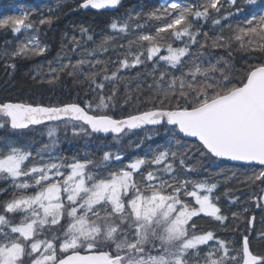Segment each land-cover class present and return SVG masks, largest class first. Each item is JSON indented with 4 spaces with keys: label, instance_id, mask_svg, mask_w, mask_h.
<instances>
[{
    "label": "snow or ice",
    "instance_id": "snow-or-ice-1",
    "mask_svg": "<svg viewBox=\"0 0 264 264\" xmlns=\"http://www.w3.org/2000/svg\"><path fill=\"white\" fill-rule=\"evenodd\" d=\"M120 3L80 0L78 7L100 10ZM256 4L257 0H164L145 14L161 22L154 32H143L144 26L137 24L140 34L127 45H115L112 36H105L95 48L82 50L73 36L71 52L82 58L73 63L72 55L58 53V66L49 62L48 83L66 74L77 85H85V96L91 99L77 95L54 106L0 102V130L23 132L46 122L63 123L75 137L112 134L119 142L132 130L161 126L176 140L174 146L149 149L151 156L114 168L124 159L119 151H103L98 160L55 154L57 127L48 128L49 143L39 147L0 139V197H7L0 199V264H264V254L251 247L255 218H246L249 208L232 213L233 220L246 219L245 231L237 226L235 239H220L195 222L209 218L221 227L227 224L229 218L215 195L218 183L188 178L196 170L188 163L195 148L201 159L213 163L258 165L260 170L246 181L264 184V11L260 10L264 3L254 12L245 10ZM33 14L22 10L4 16L0 29L13 34L33 30ZM238 16L244 19L226 23ZM53 19L43 17L39 24L50 25ZM133 19L113 20L109 27L128 34ZM201 21H211V30L204 31ZM79 31L83 35L89 29L80 26ZM109 46L124 51H117L116 60L93 58ZM46 50L47 45L41 46L38 36L31 35L14 50H0V58L15 60ZM235 51L246 54L238 69ZM136 68L145 69L134 78L147 85L150 94L143 100L145 89L138 85L133 91L121 76ZM117 81L126 89L120 106L127 107L133 97L136 101L135 108L119 118ZM185 138L195 142L185 146ZM224 195L231 193L226 189ZM250 200L257 208L264 206V194H252ZM230 202L239 203V198ZM256 238L264 240V231ZM201 246L208 249L203 255Z\"/></svg>",
    "mask_w": 264,
    "mask_h": 264
},
{
    "label": "trees",
    "instance_id": "trees-1",
    "mask_svg": "<svg viewBox=\"0 0 264 264\" xmlns=\"http://www.w3.org/2000/svg\"><path fill=\"white\" fill-rule=\"evenodd\" d=\"M185 3H198L200 0H183ZM80 0H0V18L7 15H14V7L21 10H27L34 13L31 19L35 22V29L13 34L10 30L0 29V50L8 48L9 51L14 50L18 43L25 41L26 37L37 35L41 41V46L47 45V50L41 55H29L20 57L15 60H6L0 58V102L11 100L12 102H30L41 103L48 106L59 105L62 103L71 102L77 95L81 99H91V96H85L86 86L77 85L74 80L66 74L60 80L54 83H48L50 76L48 75L49 62L52 61L51 67L55 68L61 61H57L58 53L61 55H72L73 63L76 59L82 58L80 53H72V37L75 36L81 42V50L84 48L93 49L98 45L105 36H112L115 45H127L128 40L140 33L135 30V25H143V32L155 31L156 27L160 26L161 22L149 20L145 15L159 7L160 0H121V3L115 8L107 9H81L78 7ZM264 3V0H257L256 5L246 7V12L256 8ZM51 9V12L49 11ZM263 11V9H260ZM137 14L139 18L136 19ZM53 16V22L40 25L39 20L46 16ZM223 15V12L221 13ZM134 19L130 21V32L128 34L119 33L112 30L109 25L113 20L123 23L129 17ZM244 17H234L226 23L235 24ZM203 25L204 31L211 30V21ZM200 25H197L199 27ZM80 26L89 29L87 34H81ZM218 31V29H217ZM65 34H67L65 36ZM91 35L93 39L89 41L87 36ZM176 46H179L177 44ZM113 46L108 47V51L97 52L94 59L108 61L109 59H117V51L123 52L124 49L112 50ZM163 54V53H162ZM219 55V53H217ZM246 58L244 52L235 51L236 68H240ZM122 58V57H121ZM63 62H66L64 60ZM6 63H14L15 69L5 67ZM103 67V65H101ZM115 65L109 68V72L114 70ZM98 70V69H97ZM148 70H151V65H148ZM145 71L144 68L129 69L121 72V76L125 77L128 87L133 91L138 85L145 89L140 99L150 93L147 91V85L135 80L137 72ZM178 74V73H177ZM158 75V73H157ZM35 77V78H34ZM120 85L119 96L117 98V118L121 114H128L130 110L135 108V97L133 102L127 107H121L125 98V83L117 81ZM151 83V80H148ZM111 90V85L108 86ZM143 110V108L141 109ZM57 127V135L59 143L55 150V154L66 156L69 158H95L99 159L103 151H119L124 157L121 163L113 164L114 168L121 167L127 164L130 160L141 156H151L153 151L163 150L169 145H175L176 140L172 138L170 131L166 132L165 127L156 126L148 127L139 131H130L119 138V142L112 137L102 138L98 135L91 137L81 135L75 137L72 135L71 127L65 129L63 123L56 125L55 123L45 124L43 126L33 127L23 132H13L10 129L0 130V139L16 137L18 141H30L36 147L42 144L49 143L48 128ZM67 131V135L65 132ZM151 139H148V137ZM195 141L192 139H184L182 143L185 146H190ZM140 147H136V145ZM103 145L104 147H100ZM184 151V149H179ZM188 163L195 167V171L188 174V178L201 179L206 178L210 183L216 182L219 187L215 190V195L220 197L219 206L224 215L229 219L225 226L221 227L217 223L211 222L209 218L198 219L195 222L205 231L213 230L217 233L220 239L232 240L238 235L234 230L239 226L240 232L246 229L245 220H233V212H242L244 207L249 208L246 218L254 217L255 231L251 233V247L253 252L264 254V240L256 238V234L264 231V206L257 208L254 202H251L252 194H264V184L255 182L250 184L246 181V177L253 175L254 172L260 170L258 165L251 167H242L241 164L232 162L216 161L215 163L207 159H201L195 148L189 153ZM223 173L222 175H217ZM228 190L231 195H224L225 190ZM233 197L239 198V203L230 202ZM7 199V197H0ZM264 205V202H261ZM18 219V217H17Z\"/></svg>",
    "mask_w": 264,
    "mask_h": 264
},
{
    "label": "rangeland",
    "instance_id": "rangeland-1",
    "mask_svg": "<svg viewBox=\"0 0 264 264\" xmlns=\"http://www.w3.org/2000/svg\"><path fill=\"white\" fill-rule=\"evenodd\" d=\"M264 11V9H263ZM12 141L18 143V144H31L30 141H18L16 137H9ZM210 245H211V242H210ZM208 249L204 246H201L200 248V253L201 255H203V253H205Z\"/></svg>",
    "mask_w": 264,
    "mask_h": 264
},
{
    "label": "water",
    "instance_id": "water-1",
    "mask_svg": "<svg viewBox=\"0 0 264 264\" xmlns=\"http://www.w3.org/2000/svg\"><path fill=\"white\" fill-rule=\"evenodd\" d=\"M45 106H47V105H45ZM46 123H47V122H46ZM135 130H140V129H135ZM97 135H100V136H102V137L113 136L112 134H97ZM186 139H192V140H194V138H186ZM228 162H231V161H228ZM233 163H239V164H241V162H233Z\"/></svg>",
    "mask_w": 264,
    "mask_h": 264
},
{
    "label": "bare ground",
    "instance_id": "bare-ground-1",
    "mask_svg": "<svg viewBox=\"0 0 264 264\" xmlns=\"http://www.w3.org/2000/svg\"><path fill=\"white\" fill-rule=\"evenodd\" d=\"M48 106V105H47Z\"/></svg>",
    "mask_w": 264,
    "mask_h": 264
}]
</instances>
